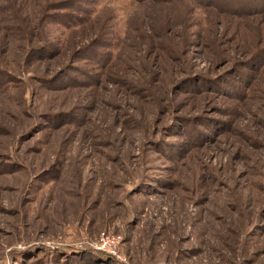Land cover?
I'll list each match as a JSON object with an SVG mask.
<instances>
[{
    "label": "rangeland",
    "instance_id": "obj_1",
    "mask_svg": "<svg viewBox=\"0 0 264 264\" xmlns=\"http://www.w3.org/2000/svg\"><path fill=\"white\" fill-rule=\"evenodd\" d=\"M0 264H264V0H0Z\"/></svg>",
    "mask_w": 264,
    "mask_h": 264
},
{
    "label": "built area",
    "instance_id": "obj_2",
    "mask_svg": "<svg viewBox=\"0 0 264 264\" xmlns=\"http://www.w3.org/2000/svg\"><path fill=\"white\" fill-rule=\"evenodd\" d=\"M106 239L111 241L113 244L116 245L117 243H119L121 238L119 236L118 237L115 236V237H112V238L106 237Z\"/></svg>",
    "mask_w": 264,
    "mask_h": 264
}]
</instances>
